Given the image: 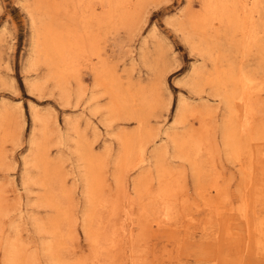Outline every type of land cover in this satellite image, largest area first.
<instances>
[{
  "label": "rangeland",
  "instance_id": "374dc122",
  "mask_svg": "<svg viewBox=\"0 0 264 264\" xmlns=\"http://www.w3.org/2000/svg\"><path fill=\"white\" fill-rule=\"evenodd\" d=\"M96 1L0 0V264H264V0Z\"/></svg>",
  "mask_w": 264,
  "mask_h": 264
},
{
  "label": "bare ground",
  "instance_id": "6f19581e",
  "mask_svg": "<svg viewBox=\"0 0 264 264\" xmlns=\"http://www.w3.org/2000/svg\"><path fill=\"white\" fill-rule=\"evenodd\" d=\"M76 1H78L77 2V6H79L80 8H82V9H84V10H86V11H91V9H93L92 8V6H91V3L94 1H91V0H76ZM210 1L211 0H207V2L203 5L204 7L205 6H207V3H208V8L210 7ZM220 1V4H222V2L223 1H221V0H218V2ZM236 1V0H235ZM235 1L232 3V7L234 6V3H235ZM54 3H55V1H53ZM86 2V3H85ZM97 3H98V5L99 6H102V10H105V12L107 13V14H109L110 13V11H111V8H112V1L111 0H97L96 1ZM223 5L224 4H222L221 6L220 5H218V7L219 8H223ZM256 5V4H255ZM226 7H225V11H226V8H227V5H225ZM228 11H229V9H228ZM78 41V40H77ZM76 41V42H77ZM72 42V41H71ZM69 59V58H68ZM65 60H67V59H65ZM72 60V59H71ZM71 60H68V62H65V65L63 66V68H65V69H68V67L73 63V62H71ZM70 61V62H69ZM243 83V82H242ZM245 83V82H244ZM243 83V88H245V85H246V83L244 84ZM247 86V85H246ZM245 119L247 120V128H249V119H248V117L246 116L245 117ZM228 130H231V131H228ZM228 131V132H227ZM233 131H236V130H233V128L232 129H227L226 128V130L223 132V142H224V144H226V143H228V141L230 140L229 138L230 137H233V135H234V132ZM249 135V134H248ZM259 160V161H258ZM256 172H257V174H258V177L259 178H262V179H264V150H261V153H260V155L258 156V159H257V167H256ZM119 176H118V178L116 179V182L117 181H120L121 182V180L119 179ZM251 181H250V183L252 184V183H254V179H255V176L252 174L251 175ZM251 186H254V185H251ZM136 189L137 188H139V185H136V187H135ZM139 191V190H138ZM167 191V187L164 189H162L158 194H160V195H164V193ZM137 193V192H136ZM258 196H261V197H264V195H258ZM258 198L257 196L254 198V204H256V202L259 204V203H261L263 200H262V198ZM127 200L129 201V202H134V199L133 198H129V197H127ZM159 202H160V200H159ZM159 202H158V204H159ZM171 204L170 203H168V202H163L162 203V205H161V207H162V211L164 210V212H166L167 213V215H168V213H170V211L172 210V208H171ZM150 210L151 209H148L147 210V213L149 214L150 213ZM159 211H161L160 209H159ZM155 213H156V211H155ZM161 214H162V212H161ZM161 214H157V216H159V219H161V220H159L158 222H157V224H159V222H161L163 219H164V217H162V215ZM157 216L156 217H154V219H156V220H158L157 219ZM252 220L253 221H255L256 219H255V217H253L252 218ZM254 229H255V232L253 233L252 231H251V233L252 234H250L249 235V237H252L253 235H257V236H261V238H257L256 236H255V238H256V240H255V244L256 245H264V221H262V222H259V221H255V227H254ZM89 238H90V240H91V242H97V238H95V236H92V234H89V236H88ZM218 242V243H217ZM216 242V246L215 247H217V250H221V247H222V245H223V243H222V241H217ZM94 245V244H93ZM212 244H209V247L211 246ZM261 249H263V247H261ZM64 254H67V252H64ZM69 255L70 256H72V257H74L75 256V254L73 253V252H68V254L66 255V258H68L69 257ZM6 258H7V260L8 261H12V257H11V254L9 255L8 253H6ZM11 257V258H10ZM213 259V258H212ZM211 259V260H212ZM97 261H100L101 262V259H96L95 261H92L93 263L92 264H98L97 263ZM73 264H80V260L79 259H75V261L73 262ZM210 264H216V262L215 261H212ZM247 264H259L258 263V261L257 260H252V259H250L249 260V262L247 263Z\"/></svg>",
  "mask_w": 264,
  "mask_h": 264
}]
</instances>
